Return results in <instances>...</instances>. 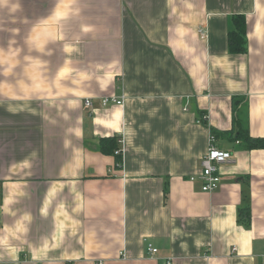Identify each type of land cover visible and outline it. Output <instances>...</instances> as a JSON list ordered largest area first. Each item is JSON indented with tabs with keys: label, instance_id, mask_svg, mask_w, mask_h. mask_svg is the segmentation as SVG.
Listing matches in <instances>:
<instances>
[{
	"label": "crops",
	"instance_id": "crops-1",
	"mask_svg": "<svg viewBox=\"0 0 264 264\" xmlns=\"http://www.w3.org/2000/svg\"><path fill=\"white\" fill-rule=\"evenodd\" d=\"M211 130L231 156L203 192ZM241 131L264 138V0H0V264H264Z\"/></svg>",
	"mask_w": 264,
	"mask_h": 264
},
{
	"label": "built area",
	"instance_id": "built-area-1",
	"mask_svg": "<svg viewBox=\"0 0 264 264\" xmlns=\"http://www.w3.org/2000/svg\"><path fill=\"white\" fill-rule=\"evenodd\" d=\"M201 31V30H200ZM202 32V31H201ZM203 35V33H201ZM101 104L103 106L107 105L108 103H114L117 105H121L123 102L122 98H116L114 96L110 97H103L101 98ZM85 106H91L92 102L90 99H86L84 101ZM199 121V119L197 120ZM117 143L119 148L115 150L116 155H120L122 153L121 150V143L122 138H117ZM231 153L229 151L223 150L218 145L215 135L210 133L209 140H208V148L204 156L200 160V173L196 176H192L191 180H199L201 183V190L203 192H212L220 186V174L218 166L225 162ZM120 162L117 163V165ZM146 253L148 256H152L157 253V249L153 247L149 242L146 243ZM165 264H170L168 261Z\"/></svg>",
	"mask_w": 264,
	"mask_h": 264
},
{
	"label": "trees",
	"instance_id": "trees-1",
	"mask_svg": "<svg viewBox=\"0 0 264 264\" xmlns=\"http://www.w3.org/2000/svg\"><path fill=\"white\" fill-rule=\"evenodd\" d=\"M233 30L228 32V48L231 53H244L246 51V20L242 15H236L232 17ZM243 101L240 97H233V112H242L240 108L236 105L241 104ZM237 102V104H234ZM244 111V110H243ZM203 114L199 115V121L202 122L205 119L202 118ZM231 131V130H230ZM213 133L214 131L211 130ZM229 133V132H227ZM214 134V133H213ZM231 134V133H230ZM226 135V133H225ZM228 135V136H227ZM227 138H230L229 134H227ZM238 138H242L248 144V147H264V138H253L249 136L246 132H239L236 136ZM119 148L117 143V137H105L100 140V150L105 154L115 155L117 162L121 161V156L115 154V150ZM239 214L243 217H249V210L241 209L239 210Z\"/></svg>",
	"mask_w": 264,
	"mask_h": 264
},
{
	"label": "rangeland",
	"instance_id": "rangeland-1",
	"mask_svg": "<svg viewBox=\"0 0 264 264\" xmlns=\"http://www.w3.org/2000/svg\"><path fill=\"white\" fill-rule=\"evenodd\" d=\"M242 112H244V111L242 110ZM219 139H220V138H219ZM219 139H218V141H217V140H216V141L219 142Z\"/></svg>",
	"mask_w": 264,
	"mask_h": 264
}]
</instances>
